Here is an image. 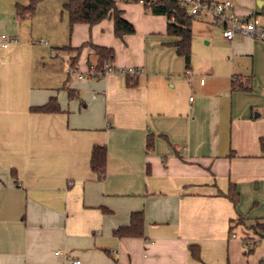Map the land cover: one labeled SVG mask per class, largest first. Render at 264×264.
Wrapping results in <instances>:
<instances>
[{
    "label": "crops",
    "instance_id": "obj_1",
    "mask_svg": "<svg viewBox=\"0 0 264 264\" xmlns=\"http://www.w3.org/2000/svg\"><path fill=\"white\" fill-rule=\"evenodd\" d=\"M233 1L264 15V0ZM45 2L30 16L19 11L29 0H0V37L18 39L0 40V264H258L264 238L245 250L264 221V43L192 17L187 65L166 15L117 1L136 29L118 38L111 19L71 29L55 9L39 29ZM86 41L144 73L89 76L93 49L75 64L64 49ZM52 97L61 111H33ZM97 145L103 178L91 168ZM137 211L143 236H116Z\"/></svg>",
    "mask_w": 264,
    "mask_h": 264
},
{
    "label": "trees",
    "instance_id": "obj_2",
    "mask_svg": "<svg viewBox=\"0 0 264 264\" xmlns=\"http://www.w3.org/2000/svg\"><path fill=\"white\" fill-rule=\"evenodd\" d=\"M42 0H29L28 5L20 7L19 11L24 14L33 16L36 12L38 3ZM154 14L166 15L170 20L168 24V33L178 37L176 46L178 54L185 58L187 65L190 64L192 56V23L193 18L188 15L187 7L176 0H160L151 6H145ZM64 10L67 12L71 29L77 23L95 25L103 20L111 19L114 23V34L118 38L125 35L134 34L135 26L123 16V11L117 6L116 0H68L64 4ZM264 14V9H263ZM174 18V19H173ZM89 46L93 49L98 60L96 63V72L94 76L105 74L109 67H114L116 57L115 50L107 46L96 45L91 41H86L80 47L66 46L64 49H71L76 52L73 63L78 60L84 47ZM234 88H242L243 85L238 82L233 83ZM71 98L76 97V92L68 89ZM35 112L57 113L61 111L60 104L56 97H52L50 101L44 105L32 108ZM107 164V148L97 145L94 147L91 158V168L104 176ZM103 178V177H102ZM227 195L235 203L238 201L239 195L234 190ZM145 217L142 211L133 212L131 222L128 226L119 227L114 234L119 238L122 237H141L144 234ZM254 236L248 239V246L245 255L254 252L257 244L256 238H264V221L257 222L251 226ZM199 247L191 246V252L196 259H200ZM258 264H264L262 258Z\"/></svg>",
    "mask_w": 264,
    "mask_h": 264
},
{
    "label": "built area",
    "instance_id": "obj_3",
    "mask_svg": "<svg viewBox=\"0 0 264 264\" xmlns=\"http://www.w3.org/2000/svg\"><path fill=\"white\" fill-rule=\"evenodd\" d=\"M128 2H136L143 6H151L160 0H123ZM187 7L189 16L206 19L211 22L221 25L223 35L228 40H233L237 34H242L248 37H253L264 43V15L257 12H252L249 15H243L237 12L235 2L233 0L213 1V0H176ZM174 19V18H173ZM1 46L8 47L11 43L18 42L16 37H9L7 34H2L0 37ZM47 44V42H45ZM52 55L56 56L57 52L52 50ZM67 72L70 74L78 73L77 68L73 64L67 66ZM96 64H91L88 71L89 76L95 75ZM117 72L122 76L135 79L144 73L141 67H109L105 74ZM84 74L80 73L79 77L84 78ZM204 83V80L201 81ZM103 177V175L101 176ZM61 253L60 250L57 254ZM76 264L80 260L73 261Z\"/></svg>",
    "mask_w": 264,
    "mask_h": 264
},
{
    "label": "rangeland",
    "instance_id": "obj_4",
    "mask_svg": "<svg viewBox=\"0 0 264 264\" xmlns=\"http://www.w3.org/2000/svg\"><path fill=\"white\" fill-rule=\"evenodd\" d=\"M43 1V0H42ZM46 1L44 3V5L38 9V14L36 16V19L34 20L35 22V26L37 24L36 27H38L39 29H43L44 26L47 24V22L51 21L50 20V16L53 15V12H54V9L57 10L58 9V6L62 3V2H65L67 0H44ZM116 1H120V2H123V3H132V4H139V3H136V2H128V1H123V0H116ZM41 2V1H40ZM141 5V4H139ZM142 6V5H141ZM144 7V6H143ZM38 8V7H37ZM37 8H36V13H37ZM53 11V12H52ZM58 11V10H57ZM62 11V7L59 8V11L57 13V16L60 18V17H63V18H66L68 17V14L65 12H61ZM198 19V18H196ZM43 25V26H42ZM216 27H219L217 25H215ZM43 41V40H42ZM43 42H48V41H43Z\"/></svg>",
    "mask_w": 264,
    "mask_h": 264
},
{
    "label": "water",
    "instance_id": "obj_5",
    "mask_svg": "<svg viewBox=\"0 0 264 264\" xmlns=\"http://www.w3.org/2000/svg\"><path fill=\"white\" fill-rule=\"evenodd\" d=\"M258 3L260 4V2L258 1Z\"/></svg>",
    "mask_w": 264,
    "mask_h": 264
}]
</instances>
